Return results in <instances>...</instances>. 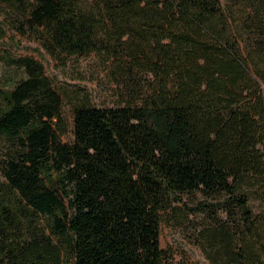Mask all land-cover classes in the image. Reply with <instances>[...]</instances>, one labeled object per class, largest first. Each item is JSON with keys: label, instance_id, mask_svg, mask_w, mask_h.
<instances>
[{"label": "trees", "instance_id": "16d2710c", "mask_svg": "<svg viewBox=\"0 0 264 264\" xmlns=\"http://www.w3.org/2000/svg\"><path fill=\"white\" fill-rule=\"evenodd\" d=\"M0 6L63 65L97 56L117 91L78 93L67 143L40 62L0 84V264H166L164 215L187 199L207 264H264V0Z\"/></svg>", "mask_w": 264, "mask_h": 264}, {"label": "rangeland", "instance_id": "374dc122", "mask_svg": "<svg viewBox=\"0 0 264 264\" xmlns=\"http://www.w3.org/2000/svg\"><path fill=\"white\" fill-rule=\"evenodd\" d=\"M14 19L13 12L0 6V84L10 88L26 77L20 67L24 58L40 62L52 86L63 97L62 114L67 123L63 140L73 143L74 108L78 93L87 95L92 105L110 107L117 102L116 84L97 56L71 58L63 65L53 59L35 37L16 29ZM186 201L188 206L179 204L177 206L181 210L164 215L161 245L165 250L166 264H207L193 240L197 227L209 219L204 214H193L189 208L194 202L191 199Z\"/></svg>", "mask_w": 264, "mask_h": 264}]
</instances>
